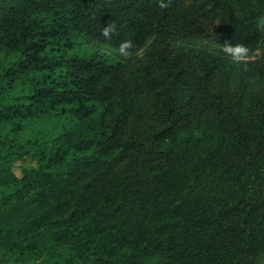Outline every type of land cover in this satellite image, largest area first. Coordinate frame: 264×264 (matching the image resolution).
I'll use <instances>...</instances> for the list:
<instances>
[{
  "label": "trees",
  "instance_id": "16d2710c",
  "mask_svg": "<svg viewBox=\"0 0 264 264\" xmlns=\"http://www.w3.org/2000/svg\"><path fill=\"white\" fill-rule=\"evenodd\" d=\"M29 261L264 264V0H0V264Z\"/></svg>",
  "mask_w": 264,
  "mask_h": 264
},
{
  "label": "rangeland",
  "instance_id": "374dc122",
  "mask_svg": "<svg viewBox=\"0 0 264 264\" xmlns=\"http://www.w3.org/2000/svg\"><path fill=\"white\" fill-rule=\"evenodd\" d=\"M87 50H94L95 52L99 53V54H111V55H114L116 56L117 52L107 46H92V45H89L86 47ZM262 47L259 48L258 50L254 51L253 53L249 54V55H233V54H230V53H226L229 57L231 58H235V59H242V58H245V59H253L255 58L257 55H259L260 51H261ZM80 53V50L78 48H71L67 51V54L72 56V55H75V54H79ZM14 171L16 174H19V170L17 169V167L14 168ZM16 264H39V261H29V262H26V263H16Z\"/></svg>",
  "mask_w": 264,
  "mask_h": 264
},
{
  "label": "clouds",
  "instance_id": "9594fccd",
  "mask_svg": "<svg viewBox=\"0 0 264 264\" xmlns=\"http://www.w3.org/2000/svg\"><path fill=\"white\" fill-rule=\"evenodd\" d=\"M113 30H114L113 27H111V26H105L102 29V35L104 37H109L110 32L113 31ZM128 47H129V42L128 41H124V42H122L120 44L118 50H119V52L121 54L126 55L127 54L126 49ZM224 51L226 53H230V54H233V55H241V54L245 53L247 51V49L243 45H236V46L226 45L225 48H224Z\"/></svg>",
  "mask_w": 264,
  "mask_h": 264
}]
</instances>
